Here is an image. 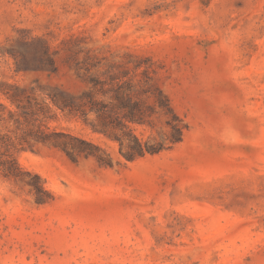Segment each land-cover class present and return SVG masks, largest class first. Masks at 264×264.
<instances>
[{"label": "rangeland", "instance_id": "obj_1", "mask_svg": "<svg viewBox=\"0 0 264 264\" xmlns=\"http://www.w3.org/2000/svg\"><path fill=\"white\" fill-rule=\"evenodd\" d=\"M44 47L54 73L33 69ZM110 76L153 78L187 126L182 141L128 162L94 115L52 108L49 130L113 165L50 144L17 150L52 199L36 204L0 172V264H264V0H0L7 109L5 85L40 103L39 89L79 96ZM131 128L142 140L168 131L164 117Z\"/></svg>", "mask_w": 264, "mask_h": 264}, {"label": "trees", "instance_id": "obj_2", "mask_svg": "<svg viewBox=\"0 0 264 264\" xmlns=\"http://www.w3.org/2000/svg\"><path fill=\"white\" fill-rule=\"evenodd\" d=\"M16 72L26 70V62L13 55ZM139 66H136L138 68ZM33 69L54 73L56 71L53 54L44 47L39 57H34ZM147 75L146 70L142 72ZM145 84L137 87L130 79L120 83L116 77L108 80L91 79V88L79 96L71 95L58 88L39 89V103L31 99L24 89L16 85H5L1 95L16 107L7 109L0 103V172L4 177L23 182L29 187L36 204H47L52 198L43 187L38 175L23 171L15 159V152L38 144L59 147L71 160L93 158L99 166L111 167L112 158L92 142L71 134L49 130L44 122L52 119V108L68 115H75L85 122L88 115L95 120L89 122L91 129L105 135L118 144V152L123 159L133 162L147 155H157L182 141L187 129L182 119L174 113L168 98L145 76ZM36 91V90H33ZM152 100L145 105L144 100ZM165 118L167 133L142 140L131 128L132 125L154 128V119ZM9 124L12 125L10 129ZM30 178V180H26Z\"/></svg>", "mask_w": 264, "mask_h": 264}]
</instances>
